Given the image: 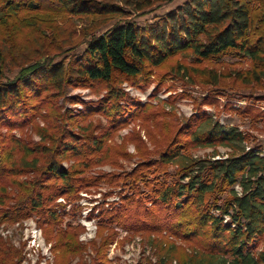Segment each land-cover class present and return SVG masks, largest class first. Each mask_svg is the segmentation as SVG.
<instances>
[{
  "label": "trees",
  "instance_id": "trees-1",
  "mask_svg": "<svg viewBox=\"0 0 264 264\" xmlns=\"http://www.w3.org/2000/svg\"><path fill=\"white\" fill-rule=\"evenodd\" d=\"M44 2L49 3L0 0V127L23 129L42 118L52 131L46 136L43 129L33 125L39 128L40 138L48 137L47 146L26 144L13 136L0 139V222L35 213L42 226L58 228L60 217L55 201L60 197L74 198L86 185H95L100 179L78 176L101 154V135L106 133L85 135L74 128L81 131L78 124L96 112L107 117L113 128L145 112L140 103L111 89L106 100L92 106L83 103L82 111L76 114L61 113L56 110L53 97L67 87L110 83L114 75L134 81L143 74L146 63L158 66L187 51L197 62L218 60L228 53L242 56L251 62L253 75H264V32L260 31L264 21L253 15L255 5L264 6V0H186L152 24L141 27L126 22L92 37L81 55L70 57L66 64L37 61L22 67L10 79L8 62L16 63L15 35L29 27L33 18L25 17L24 25L16 19L19 14L38 13ZM52 5L59 12L78 16L121 11L116 4L93 0H52ZM257 22L260 27L256 31ZM180 135L186 141H171L155 162L158 167L176 165L175 178L171 182L147 180L145 173L150 168L143 172L145 164L141 165L127 175L128 179H122L124 186L133 189L134 197L129 204L126 197L122 198L123 207L109 216L112 222L119 225L121 217L128 219L130 209L129 213L137 215L133 218L136 228H142L138 223L146 225L152 221L151 231L165 230L190 245V252L182 258L169 249L159 250L154 264H264V246L260 248L264 243V147L240 150L238 146L246 140L245 135L234 129L226 131L204 113L183 124ZM191 144L220 146L230 149L232 154L212 163L194 160L181 150ZM69 159L77 162L75 169L61 165ZM152 169L160 173L158 168ZM30 173L31 178L19 181ZM235 186L239 192L234 190ZM141 187L145 191L137 192ZM223 194L226 197L219 206V195ZM145 203L153 208H146ZM70 241L71 237L66 238L62 246L66 254L72 247Z\"/></svg>",
  "mask_w": 264,
  "mask_h": 264
},
{
  "label": "rangeland",
  "instance_id": "rangeland-1",
  "mask_svg": "<svg viewBox=\"0 0 264 264\" xmlns=\"http://www.w3.org/2000/svg\"><path fill=\"white\" fill-rule=\"evenodd\" d=\"M47 1L49 3L44 2L38 13L19 14L16 19L18 24L24 25L25 17L33 18H29V27L15 35L16 63L8 62L7 77L10 79L22 67L37 61L66 64L70 57L81 55L92 37L126 22L141 27L152 24L186 0H93L116 4L121 11L88 16L59 12L52 0ZM259 4L255 5L253 15L264 21V6ZM259 27L258 22L255 23L254 29ZM260 31L264 32V28L260 27ZM253 72L251 62L242 56L228 53L218 60L197 62L187 51L169 57L158 66L146 63L139 80L114 75L110 83H93L86 88L69 86L53 97L58 112L76 114L82 111L83 103L92 106L106 100L114 89L123 98L140 103L145 112L135 119L124 120L117 128H113L101 112H96L78 124L81 131L74 128L75 132L85 135L106 133L101 135L104 137L101 154L78 176L85 180L100 178L99 181L86 185L74 198L60 197L55 201L60 217L58 228L42 226L35 213L12 222H0V264H154L160 251L166 249L176 252L178 258L189 253V244L171 237L165 230L151 231L152 221L146 225L138 223L142 228H136L133 218L137 215L129 213L130 209L128 219L124 216L119 219L120 226L112 222L109 216L123 207L122 198L126 197L129 204L134 197L133 189L124 186L122 179H128L127 175L145 164L143 172L150 168L149 173H145L147 180L171 182L177 166L158 167L155 162L171 141L176 138L186 141V137L180 135L181 127L198 113L206 114L226 131L234 129L245 135L246 140L238 146L240 150L247 151L257 145L263 148L264 75H253ZM137 80L139 83H134ZM120 103L124 105L123 101ZM34 124L43 129L46 136L52 134L47 123L36 118L23 129L0 127V139L13 136L26 144L50 145L48 137L38 136L39 128ZM181 150L194 160L211 163L232 154L230 149L220 146L205 148L191 144ZM76 163L69 159L63 160L61 165L75 169ZM152 168H158L160 173H154ZM31 177L30 173L19 181ZM234 190L240 191L237 186ZM143 191L142 187L137 190ZM219 196L218 205L221 206L226 195ZM146 208L153 206L148 203ZM70 237L72 247L66 254L62 246ZM263 246L261 243L260 248Z\"/></svg>",
  "mask_w": 264,
  "mask_h": 264
}]
</instances>
